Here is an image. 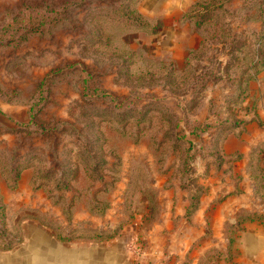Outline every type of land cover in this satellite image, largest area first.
I'll return each instance as SVG.
<instances>
[{
  "label": "rangeland",
  "instance_id": "rangeland-1",
  "mask_svg": "<svg viewBox=\"0 0 264 264\" xmlns=\"http://www.w3.org/2000/svg\"><path fill=\"white\" fill-rule=\"evenodd\" d=\"M251 222L264 0H0V264H240Z\"/></svg>",
  "mask_w": 264,
  "mask_h": 264
},
{
  "label": "crops",
  "instance_id": "crops-1",
  "mask_svg": "<svg viewBox=\"0 0 264 264\" xmlns=\"http://www.w3.org/2000/svg\"><path fill=\"white\" fill-rule=\"evenodd\" d=\"M71 256L68 260L72 259L74 263L73 255ZM92 260L88 262L84 260V262L89 264ZM236 260L240 264H264V225H258L255 222L246 225V229L241 233Z\"/></svg>",
  "mask_w": 264,
  "mask_h": 264
},
{
  "label": "trees",
  "instance_id": "trees-1",
  "mask_svg": "<svg viewBox=\"0 0 264 264\" xmlns=\"http://www.w3.org/2000/svg\"><path fill=\"white\" fill-rule=\"evenodd\" d=\"M18 174H16V176H17Z\"/></svg>",
  "mask_w": 264,
  "mask_h": 264
},
{
  "label": "bare ground",
  "instance_id": "bare-ground-1",
  "mask_svg": "<svg viewBox=\"0 0 264 264\" xmlns=\"http://www.w3.org/2000/svg\"><path fill=\"white\" fill-rule=\"evenodd\" d=\"M35 241V240H34Z\"/></svg>",
  "mask_w": 264,
  "mask_h": 264
}]
</instances>
